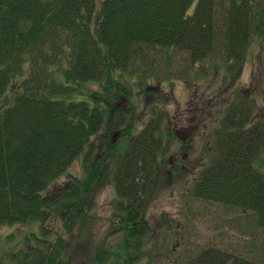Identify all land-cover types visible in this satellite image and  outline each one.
<instances>
[{"label":"trees","instance_id":"1","mask_svg":"<svg viewBox=\"0 0 264 264\" xmlns=\"http://www.w3.org/2000/svg\"><path fill=\"white\" fill-rule=\"evenodd\" d=\"M252 43L264 56V0H0V102L6 98L0 105V226L42 225L57 214L72 227V210L81 211L71 203L75 195H55L52 184L94 149V139L101 143L102 132L125 129L123 148L102 141L105 154L87 166L89 179L92 184L108 164L113 167L122 226L132 238L145 237L146 201L173 136L163 126L169 118L159 106L163 95L152 92L148 122L130 135L135 111L128 70L147 57L144 49H163L168 58L185 54L192 72L207 73L213 64L236 81ZM255 78L261 80L250 96L239 90L231 96L215 131L221 135L215 136L213 157L192 193L263 219L264 113L258 115L255 97L264 101V70ZM90 83L100 92H88ZM55 255L40 254L36 262L63 264ZM230 262L263 264L218 250L187 264ZM19 264L34 261L24 255Z\"/></svg>","mask_w":264,"mask_h":264},{"label":"rangeland","instance_id":"2","mask_svg":"<svg viewBox=\"0 0 264 264\" xmlns=\"http://www.w3.org/2000/svg\"><path fill=\"white\" fill-rule=\"evenodd\" d=\"M144 53L147 57L138 59L126 74L135 111L130 135L138 134L148 122V106L156 101L147 96L152 92L163 95L159 106L169 116L163 126L173 136L160 155V180L146 201L145 237L132 238L122 226L113 167L108 164L104 175L90 182L92 167L87 166L103 158L106 145L103 147L102 141H118L121 149L128 140L125 129L102 132L101 143L94 139V149L78 157L52 184L55 195H75L71 203H78L81 211L70 205L77 216L74 225L66 227L67 218L53 214L42 225L0 226L1 264H19L24 255L38 264L43 257L40 254L47 257L50 253L57 254L63 264H187L207 250L264 264V218L246 208L205 201L192 193L200 170L213 157L215 136L221 135L215 131L231 96L238 90L250 96L256 81L261 80L255 76L264 70L263 52L257 43L250 45L236 81L226 78L225 71L213 64L212 68L207 65V73L192 72L187 56L180 52H172L169 58L163 49H144ZM170 77L173 79L168 80ZM229 82L233 86L228 90ZM86 89L90 93L101 90L96 83ZM255 98L256 111L263 114L264 101ZM222 100H228L224 110Z\"/></svg>","mask_w":264,"mask_h":264}]
</instances>
